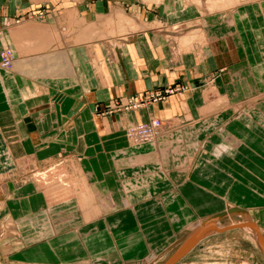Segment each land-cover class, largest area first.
I'll return each mask as SVG.
<instances>
[{
	"label": "crops",
	"instance_id": "obj_1",
	"mask_svg": "<svg viewBox=\"0 0 264 264\" xmlns=\"http://www.w3.org/2000/svg\"><path fill=\"white\" fill-rule=\"evenodd\" d=\"M194 2L0 0V53H15L0 68V264H168L186 247L176 264H264V0ZM111 21L128 27L109 54ZM177 27L202 38L181 50ZM153 119L156 140L130 143ZM57 168L91 200L52 199L36 174Z\"/></svg>",
	"mask_w": 264,
	"mask_h": 264
},
{
	"label": "rangeland",
	"instance_id": "obj_2",
	"mask_svg": "<svg viewBox=\"0 0 264 264\" xmlns=\"http://www.w3.org/2000/svg\"><path fill=\"white\" fill-rule=\"evenodd\" d=\"M193 1H195L194 2V4H196L197 3V0H193ZM199 1V0H198ZM217 1H219V0H211V2H208V1H206V0H203V1H199V3L201 4V6L200 7H206V11H215V10H217V11H226V10H229L230 8H234V7H236L238 4H240V3H237V2H234V3H232L231 2V4H229L228 6H219V5H216V6H212V4L213 3H216ZM243 1H245L246 2V0H243ZM243 1H241V2H243ZM247 1H250V0H247ZM203 2V3H202ZM228 2H229V0H228ZM227 2V0H226V3H228ZM211 9V10H210ZM211 11V12H212ZM76 19V18H75ZM132 19V18H131ZM118 21L119 20V16H118V19L116 18L115 19V21ZM76 22H79V24L78 23H76ZM71 23H72V25L73 26H81V22L79 21V20H77L76 19V21H74L73 20V18H72V20H71ZM111 23H112V21H111ZM109 24V23H108ZM92 26H95V25H92ZM109 26L110 25H107V27L108 28H106V29H103V30H101V31H109L108 29H109ZM112 27L110 28V29H113V31H115V32H113V33H110L109 35V37H108V39L107 40H105V41H103V43L106 45V47H107V49H108V52H109V54H110V46L112 47V46H114V45H118L122 40L121 39H127V33L125 32V33H123V34H121V32L124 30V28H127L128 26H126L124 23H123V26L122 25H120V24H116V25H113V23H112V25H111ZM116 26V27H115ZM88 27H90V26H87L86 28H88ZM86 28H84V30L86 29ZM96 28L97 29H99L97 26H96ZM131 31H132V29H131ZM140 30H138V32H139ZM174 32H172V31H170V33L171 34H173L175 37H176V35L177 34H179L180 35V33L181 32H183V33H185L186 31H189V30H186V28L184 27H178V30L176 31V30H173ZM129 33V32H128ZM134 33V32H133ZM130 34V33H129ZM186 36H191L189 39H187V37H184V38H182L181 39V36H179V39L176 37V39H177V43H179V47H180V49L182 50L183 48L185 49L186 47H188V46H185L184 47V42L185 41H188V43L190 44V45H192L194 42H198V41H200L199 39H198V37L199 38H202L201 36H202V34H200V32H191V33H187L186 32ZM172 35V36H173ZM120 36V37H119ZM123 36V37H122ZM119 37V38H118ZM116 38H118V39H116ZM192 38H193V40H194V42L192 43ZM171 39H172V37H171ZM94 40V39H93ZM121 40V41H120ZM174 40L172 39V42H173ZM123 42V41H122ZM110 43H114L113 45H110ZM174 43V42H173ZM192 43V44H191ZM6 49H10L11 51H12V57L14 58V61H13V66H14V62H15V53H14V50L13 49H11V48H9V47H5L2 51H1V53H0V68H2V69H5V70H12L13 69V67L11 68V69H6V68H4V67H2V65H1V63H2V54L4 53V51L6 50ZM179 49V48H178ZM58 170H59V172H57L56 173V176H49V174L47 173V171H42V172H40V173H38V174H36V179L37 180H40L41 179V181H42V188L44 189V191L45 192H47V193H49V195L52 197V199H54L55 201H64V200H67V199H70L71 197H73V196H77L78 198L79 197H83L84 196V198H82V203L83 204H85V202H89L90 200H91V198H90V195L88 194V190H87V188H86V185L84 184V183H81V184H73V186L72 187H74V188H72L71 186H69V183H68V180H67V173H64V171H61L59 168H57ZM58 175V176H57ZM65 176V177H64ZM69 180L70 181H73L71 178H69ZM73 183H74V181H73ZM84 186V187H83ZM84 188V189H83ZM86 190V191H85ZM70 196H69V195ZM57 197V198H56ZM87 197H88V200H86L87 199ZM8 224H10V223H8ZM11 225V224H10ZM260 228V227H259ZM9 229H10V227H9ZM248 231H250V229H252V230H254L253 228H246ZM261 230V229H260ZM251 232V231H250ZM253 233V232H252ZM254 235L256 234V232H255V230H254V233H253ZM261 234L264 236V233L261 231ZM258 242H259V245H260V247H261V249L264 251V245H262L261 243H260V241H259V239H258ZM150 264H156V263H150ZM158 264H161V263H158ZM163 264V263H162Z\"/></svg>",
	"mask_w": 264,
	"mask_h": 264
},
{
	"label": "built area",
	"instance_id": "obj_3",
	"mask_svg": "<svg viewBox=\"0 0 264 264\" xmlns=\"http://www.w3.org/2000/svg\"><path fill=\"white\" fill-rule=\"evenodd\" d=\"M43 16V13H40V17ZM14 58L12 57V51L10 49H6L2 54V67L6 69H11L13 67ZM183 89H169L164 94L156 93V95H152L151 97L144 99H137L135 97H131L127 105H119L116 104L114 106H109L107 109L108 113L118 112V111H126L130 109H137L142 105L149 103L150 101L154 102L158 99H161L163 96L167 94H173L175 92H182ZM163 127V122L160 119H153L148 123L140 124V125H130L126 130V136L130 143L133 145H139L144 143H150L156 140L159 136L161 129Z\"/></svg>",
	"mask_w": 264,
	"mask_h": 264
},
{
	"label": "bare ground",
	"instance_id": "obj_4",
	"mask_svg": "<svg viewBox=\"0 0 264 264\" xmlns=\"http://www.w3.org/2000/svg\"><path fill=\"white\" fill-rule=\"evenodd\" d=\"M199 1H203V0H199ZM199 1L197 0V3H198L199 6H201V4L199 3ZM206 1L211 2V0H206ZM241 1H243V0H229V2H228V0H227L228 3H226V0H219V1H217L216 3H213L212 6L214 7V6L220 4L219 6H224V7H225V6H228L229 4H231V2H232V3H234V2L242 3ZM250 1H251V0H250ZM243 2H245V1H243ZM246 2H247V0H246ZM202 3H203V2H202ZM238 5H239V4H238ZM210 10H211V9H210ZM204 11H205V10H204ZM211 11H212V10H211ZM211 11H210V12H211ZM208 12H209V11H208ZM174 30L177 31V30H178V27L175 28ZM126 33H127V32H126ZM186 35H187L186 33L181 32L179 36H181V39L184 38V37H187V39H189V38L191 37V36H186ZM201 37H202V36H201ZM198 39L201 40V38H199V37H198ZM126 40H127V39H126ZM191 41H192V43L194 42L193 38H192ZM192 43H191V44H192ZM185 46H190V44L188 43V41H185V42H184V47H185ZM112 54H113V53H112ZM83 187H84V186H83ZM83 189H84V188H83ZM85 191H86V190H85ZM68 195H69V194H68ZM69 196H70V195H69ZM56 198H57V197H56ZM82 198H84V196H83Z\"/></svg>",
	"mask_w": 264,
	"mask_h": 264
},
{
	"label": "water",
	"instance_id": "obj_5",
	"mask_svg": "<svg viewBox=\"0 0 264 264\" xmlns=\"http://www.w3.org/2000/svg\"><path fill=\"white\" fill-rule=\"evenodd\" d=\"M243 226L252 227V228H255L257 230V227L254 224H252V223H245ZM257 237H258L260 243L262 245H264V239H263V237L260 234H257ZM188 248L189 247H186L185 249H183L182 251H180L175 257H173L168 262V264H176V263H178L179 262V259L188 251Z\"/></svg>",
	"mask_w": 264,
	"mask_h": 264
}]
</instances>
